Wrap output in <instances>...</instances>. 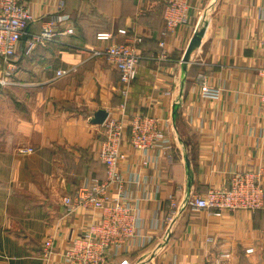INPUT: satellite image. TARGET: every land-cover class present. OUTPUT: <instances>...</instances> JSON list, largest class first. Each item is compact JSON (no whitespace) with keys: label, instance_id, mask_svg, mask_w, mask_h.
I'll list each match as a JSON object with an SVG mask.
<instances>
[{"label":"crops","instance_id":"1","mask_svg":"<svg viewBox=\"0 0 264 264\" xmlns=\"http://www.w3.org/2000/svg\"><path fill=\"white\" fill-rule=\"evenodd\" d=\"M58 1L26 0L35 16L30 33L57 12ZM189 1V22L166 35L167 0H66L69 19L59 21L53 41L27 54L23 37L12 82H0V264H46L42 249L51 235L59 250L51 264H66L69 241L94 221L97 213L84 207L64 215L63 199L89 177L105 175L103 125L92 118L101 108L113 111L124 97L120 72L90 48L130 39H140L143 59L126 109L171 120L173 134L171 148L152 151L146 163L124 144L121 169L128 198L140 210L141 238L127 252H110L106 264L125 258L131 264H264V207L216 215L186 203L191 194L228 184L234 171L264 164V77L258 74L264 0ZM102 31L114 37L98 40ZM60 69L71 72L58 77ZM201 75L221 90L220 98L202 94ZM28 147L33 152L21 151ZM170 195L177 208H170Z\"/></svg>","mask_w":264,"mask_h":264},{"label":"built area","instance_id":"2","mask_svg":"<svg viewBox=\"0 0 264 264\" xmlns=\"http://www.w3.org/2000/svg\"><path fill=\"white\" fill-rule=\"evenodd\" d=\"M189 0H167L164 13L165 27L162 34L174 32L181 25L189 22ZM66 0H59L57 12L45 20L38 32H29V25L35 20L34 14L26 4V0H0V62L5 77L0 82H12L11 70L13 60L17 57L18 46L27 36L25 52L32 53L38 46H46L55 39L56 30L61 19L68 20L64 13ZM63 12V13H62ZM74 28H67V33H73ZM127 33L126 29H119ZM114 37L110 31L97 34L98 40L109 41ZM138 40L108 42L100 47H91L93 57H103L109 60L120 72L121 93L124 101L109 112L103 125L99 157L105 166V175L89 177L73 195L64 196L66 210L64 215L74 213L84 207L92 210L95 215L90 227L83 234L71 238L63 252L66 264H106L108 254L127 252L141 238V214L138 206L128 198V180L121 169V162L126 160L127 152L124 144H130L144 156L145 163L151 160L152 151L158 154L171 148L173 127L171 120L144 111L130 114L126 109L131 95V89L137 78L138 68L143 59ZM165 48V41L160 42ZM167 51L162 50L161 59L167 57ZM71 72L70 69H60L57 76L62 77ZM258 74L264 77V56L258 68ZM202 94L205 97L220 98L221 90L209 85L203 75L199 77ZM261 98V121L264 129V91ZM22 152H33L32 147L21 149ZM264 164L258 169H239L234 171L228 184L211 186L203 194H191L187 205L195 210H209L216 215L227 210L248 209L258 210L264 207ZM174 195H170V208H177ZM209 240H213L210 238ZM255 247L247 248V253H253ZM59 253L55 236H49L43 245L42 259L51 264L53 257ZM224 252L222 257L228 258ZM118 264H131L128 258ZM217 264H221L218 260Z\"/></svg>","mask_w":264,"mask_h":264},{"label":"water","instance_id":"3","mask_svg":"<svg viewBox=\"0 0 264 264\" xmlns=\"http://www.w3.org/2000/svg\"><path fill=\"white\" fill-rule=\"evenodd\" d=\"M204 32H205V27L197 31L194 37L192 38L189 44L188 50L184 56L185 64L187 63V61H189L192 50L200 44L201 38L204 35ZM108 115H109V111L105 108H101L95 112V115L93 116L92 121L94 123L103 124L106 118L108 117Z\"/></svg>","mask_w":264,"mask_h":264},{"label":"trees","instance_id":"4","mask_svg":"<svg viewBox=\"0 0 264 264\" xmlns=\"http://www.w3.org/2000/svg\"><path fill=\"white\" fill-rule=\"evenodd\" d=\"M259 210V209H258Z\"/></svg>","mask_w":264,"mask_h":264}]
</instances>
